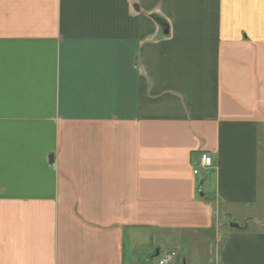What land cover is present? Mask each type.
<instances>
[{"label":"crops","instance_id":"crops-1","mask_svg":"<svg viewBox=\"0 0 264 264\" xmlns=\"http://www.w3.org/2000/svg\"><path fill=\"white\" fill-rule=\"evenodd\" d=\"M263 133L264 0H0V264H264Z\"/></svg>","mask_w":264,"mask_h":264},{"label":"rangeland","instance_id":"rangeland-1","mask_svg":"<svg viewBox=\"0 0 264 264\" xmlns=\"http://www.w3.org/2000/svg\"><path fill=\"white\" fill-rule=\"evenodd\" d=\"M261 144H262L263 159L261 162V170H260V188H261L260 189V193H261L260 203L257 206H255L253 209L252 208L251 209L250 208L249 209H246V208L236 209V212L238 215L236 218H233V217L231 218L227 211L222 210L221 220L229 224V226H230L231 220L235 222H237L238 220L241 224L246 222V220H250V219H257L260 221H264V133L262 134ZM207 174L209 177H212L213 179V173L211 171H209ZM236 225L238 224L236 223ZM188 242L190 241H187L188 246H184V251L186 250L187 247L189 248V246L191 248V245ZM173 247H175V245L171 243H169L168 245L161 246L162 255L163 256L166 255V253L170 252L173 249ZM200 247L196 248L195 252H193L194 254L192 253L190 255V260H189L190 264H208V255H207V258H205V255L203 254V252L199 250L201 249Z\"/></svg>","mask_w":264,"mask_h":264},{"label":"built area","instance_id":"built-area-1","mask_svg":"<svg viewBox=\"0 0 264 264\" xmlns=\"http://www.w3.org/2000/svg\"><path fill=\"white\" fill-rule=\"evenodd\" d=\"M213 166V158L208 154H201L200 156V167L202 168H211ZM198 173V170H195V174ZM176 252H170L166 255L159 258L158 264H171L177 259Z\"/></svg>","mask_w":264,"mask_h":264},{"label":"water","instance_id":"water-1","mask_svg":"<svg viewBox=\"0 0 264 264\" xmlns=\"http://www.w3.org/2000/svg\"><path fill=\"white\" fill-rule=\"evenodd\" d=\"M234 226H236V227H237V225H234ZM158 256H159V250H157V252H156V254H155L154 258H157Z\"/></svg>","mask_w":264,"mask_h":264}]
</instances>
